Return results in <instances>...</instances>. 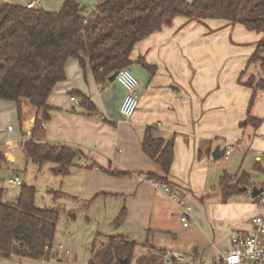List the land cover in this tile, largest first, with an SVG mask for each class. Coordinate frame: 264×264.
Here are the masks:
<instances>
[{"label": "crops", "instance_id": "1", "mask_svg": "<svg viewBox=\"0 0 264 264\" xmlns=\"http://www.w3.org/2000/svg\"><path fill=\"white\" fill-rule=\"evenodd\" d=\"M94 9L95 6L92 11ZM88 14H85L86 17ZM263 36V32L250 30L240 22L176 16L171 25L153 32L134 46L129 67L139 77L140 103L130 120H126L120 112L126 90L117 79L112 82L108 80L105 85L99 84L88 63L84 69L78 59L69 60L67 78L58 82L49 98L52 109L50 119L45 122L46 137L42 142L68 145L83 151L85 156L76 159L69 173L60 179L61 192L66 199L72 198L71 201L86 208L88 213L85 218L89 223H97L102 217V223L98 222V229L94 232L96 238L119 235L138 243L132 264H136V259L142 255L159 251L161 247L157 242L160 236L171 238L168 240L173 245H178L181 238L188 237L190 246L186 252L171 248L167 250L172 255L191 257L185 264H211L215 257L230 247L232 234L227 237L223 233L217 234L207 223L206 233L214 250L206 252L205 245L199 247L197 243L190 244L192 230L183 231L177 201H172L160 186L147 179L150 173L165 174L161 166L144 152L142 145L148 126L158 128L156 137L174 141V159L168 177L172 185L169 186L173 191L187 192L189 198V192L193 193V190L188 187L186 176L193 173V176L189 174L192 177L190 183H193L197 172L200 173L207 166L205 156H212L217 146L232 145L231 159L234 143L242 144L247 151L255 152L253 169L264 172V161L260 160V154L264 151V91H257L250 110L253 116L261 119L259 126L241 125L247 118L253 95V89L244 83L251 75L259 77L262 71L259 64L248 66V62ZM141 59L153 65L154 72L146 69ZM72 90L88 95L96 104L97 112L86 114L80 102L72 101V97L80 100V97L70 95ZM176 91L182 94L177 96ZM13 103L6 104L0 99V116L10 119L13 112L19 121L20 132L15 137L0 139V154H6L7 158L10 155V163L15 162L10 148L14 139L18 142L21 156L29 162L22 143L27 140L38 112L24 101V118L21 122ZM9 130L13 133L15 127L10 125ZM244 138L249 146L243 143ZM92 163L95 165L92 166ZM58 166L55 164L56 173L62 171ZM8 168L12 169L11 166ZM105 169L128 174L115 176ZM239 169L235 175L245 172L250 176L253 188H264V182L258 186L259 181L254 180L258 174ZM20 172L13 169L10 179L19 176L23 180ZM226 202L221 203L227 204L226 207L233 206ZM198 209L202 210L203 207L198 205ZM123 210L125 217L116 223ZM254 211L252 218L240 226L241 233L252 230V219L259 211L258 206ZM233 216L236 217V214ZM195 219L194 216L193 222L197 223ZM101 225L108 231H103ZM63 248L64 245L60 244L55 257L51 259L65 261L64 264L89 263L91 256L79 262L71 248H67L65 253L71 257H63ZM51 259H41L39 264H52ZM10 260L23 264L28 259L13 255L7 259L1 258L0 263Z\"/></svg>", "mask_w": 264, "mask_h": 264}, {"label": "trees", "instance_id": "2", "mask_svg": "<svg viewBox=\"0 0 264 264\" xmlns=\"http://www.w3.org/2000/svg\"><path fill=\"white\" fill-rule=\"evenodd\" d=\"M78 0H65L58 11L28 8L27 5L0 4V99L15 102L19 120L24 118V101L37 109L31 139L22 143L28 158L35 163L52 162L69 173L76 159L85 156L79 148L43 143L52 107L49 98L58 84L67 78L66 67L76 58L85 69L89 64L97 83L105 85L116 71L132 64L131 53L140 40L173 23L176 16L190 19H224L240 22L248 29L264 33V0H98L86 17ZM142 65L154 72V66L141 59ZM260 62L264 71V36L249 59L248 66ZM244 85L253 89L250 109L242 126H259L261 119L251 114L257 91H264V73L251 75ZM70 94L80 97L86 114L93 115L97 106L79 90ZM158 128H146L143 150L158 163L164 176L150 173L148 180L172 185L169 174L174 159V141L156 137ZM7 155L0 154V169ZM92 166L95 163L91 164ZM111 175L125 172L105 169ZM250 176L225 173L220 178L222 201L246 193ZM0 255H18L30 259L50 260L55 253V238L60 217L58 208L36 205L37 189L23 184L15 201L1 200ZM125 210L116 219L119 223ZM22 244V245H21ZM137 242L110 235L101 248L93 247L90 264H132ZM159 253H165L159 249ZM126 261L125 263H123ZM136 264H163L160 256L142 255Z\"/></svg>", "mask_w": 264, "mask_h": 264}, {"label": "rangeland", "instance_id": "3", "mask_svg": "<svg viewBox=\"0 0 264 264\" xmlns=\"http://www.w3.org/2000/svg\"><path fill=\"white\" fill-rule=\"evenodd\" d=\"M3 1L10 2L13 4L26 5L28 0H0V4ZM64 1L65 0H43L40 4H38L37 8L39 7L41 9L49 11H58L62 7ZM78 2L84 8L83 15L86 16L89 13V16L92 13V9L96 5L98 0H78ZM256 63L260 65V62ZM132 71L136 75L135 70L132 69ZM137 75L136 77L139 80V77ZM73 77L74 76H72L71 78L72 80ZM181 94V92L176 93L177 96H180ZM177 96H175V98ZM3 101L6 104L11 103L14 105V103L10 100ZM25 102L26 105H29L27 101ZM25 104H22L24 108ZM73 105L75 106V104ZM0 117H2V119L0 118V139H7L17 136L20 132V126L17 116H14V113L12 112L10 119H4L3 116ZM10 125H13L15 127V132L12 133L9 130ZM13 140L10 148H12V155H15V162L13 164L10 163L9 155L8 158L2 164L3 170L2 168L0 169V190L2 188L4 189L1 193V200L14 201V197L17 193H19L21 187L10 182L12 170H19L21 171L20 175L25 181V184L29 186H34L37 189L35 198L36 205L41 208L54 207L58 208L60 211V217L57 224V232L55 238V251H58L59 245L63 244V257L66 253L67 248H71L73 250V254L76 253L77 258H79L80 262L82 261V259L91 256V251L93 247L101 248L102 246L106 245L108 243V235L105 237L98 236V238H96V235H94V232L98 229V222L102 223V217L97 223L96 221H92L91 223H89L85 218V215L88 213L86 208L76 204L74 201H71L70 199L72 198L66 199L65 195L61 192L62 189L60 187V179H62V176L66 174L62 171H57L58 173H56L55 164L52 162H44L43 164H36L32 162V160L26 162L23 156H21L22 152L19 151L18 142ZM247 142L248 141L244 138L243 143L249 146ZM254 153L255 152L247 151V149L242 144L234 143L231 159L229 160L224 159V157L214 159L213 156H205V163H207V166H204L200 173L197 172L194 177V182L190 183L192 177H189V174L193 176V173H189L186 176V183H188V187L193 190V193L189 192L191 195L190 198L188 197L187 192L184 193L181 190L173 191V193H177L179 196V200H177L178 202H185L183 206L178 202L176 203L178 204L177 206L179 208V219L181 222V226L184 227H182V229H184L183 231L191 232L192 230L193 237L190 244L197 243L199 247H203L205 245L206 252L213 251L214 246L212 245V241L209 239L208 234L206 233V231L208 230L205 228L206 223L208 224V226L209 224L212 225L213 229L217 234L223 233V236L227 237L231 234L233 235L235 233H241L240 230L242 229L240 226L242 225V223H246L252 218L256 206H258V209L260 211L259 205L249 193V188L253 187L252 184L248 187L246 193L233 195V197L228 199V205L233 204V206L226 207L227 204H222L227 202L222 201V195L220 191L221 176L225 172H228L233 175L238 174L240 170L239 168H241L242 171L244 170L251 174H254V172L258 174L256 179H254L256 181H259L257 184L258 186L259 183L264 182V172H256L253 169ZM9 166H11V170L10 168H8ZM16 174L17 173H15V175ZM203 204L205 206H203ZM188 205L192 206L193 214L198 221L197 223L193 222L189 226L185 227L181 221V214L183 213V207H186ZM198 205L202 206L204 210L198 209ZM71 214L73 215L71 216ZM234 214H236V217L233 216ZM101 226L103 231H108L105 226ZM182 229L180 227V230ZM168 239L171 240V238ZM168 239L164 238L163 236H160L157 242L159 247H161V249L164 250L165 253L160 254L159 251H157L156 253H152L157 256L159 255L162 262L164 261L167 250H170V248L173 250H178L180 252H186L188 250V247L190 246L188 243V237L181 238L178 245L176 243H174L173 245L172 242ZM75 243L77 245H75ZM94 244L96 246H93ZM65 256L69 258L71 257V255ZM1 258L7 259L6 257L0 255V259ZM26 259H28L26 260L27 263L23 262V264H39L41 260L30 258ZM51 261L52 264L65 263V261H58L55 258L51 259ZM2 262L3 261H1L0 264H16L13 260H10V262L5 261V263ZM189 264H192V262H190Z\"/></svg>", "mask_w": 264, "mask_h": 264}, {"label": "built area", "instance_id": "4", "mask_svg": "<svg viewBox=\"0 0 264 264\" xmlns=\"http://www.w3.org/2000/svg\"><path fill=\"white\" fill-rule=\"evenodd\" d=\"M42 1L33 0L27 3V7L37 8L38 4ZM116 79L126 90L120 106V112L126 120H130L136 113L140 103L138 96L139 80L130 67L120 69ZM71 99L76 103L80 102L76 97H72ZM43 127H45V123H43ZM31 137V132H29L27 140L31 139ZM231 149L232 145L226 146L225 159L230 158ZM260 160L264 161V151L260 154ZM10 182L18 186L23 184V180L19 176H13ZM156 185L160 186L172 200H179L178 194L173 193V190L167 183H156ZM252 191L253 187H250L249 193L251 194ZM254 199L259 205L260 211L252 219V230L246 233L233 234L231 236L230 247L227 251L215 257L211 264H264V191ZM179 204L183 206L185 202H179ZM193 220L192 206L183 207V213L181 214L183 225L187 227ZM60 247L62 248L63 246L61 245ZM190 260L191 257L179 254L172 255L170 252H166L164 264H185Z\"/></svg>", "mask_w": 264, "mask_h": 264}, {"label": "water", "instance_id": "5", "mask_svg": "<svg viewBox=\"0 0 264 264\" xmlns=\"http://www.w3.org/2000/svg\"><path fill=\"white\" fill-rule=\"evenodd\" d=\"M117 74H118V71L114 72L109 78L108 80L109 81H115L116 80V77H117ZM226 152V147H221V146H217L215 148V150L213 151L212 153V156L214 157V159H218V158H221L224 156ZM58 169L62 170L63 167L62 166H58L57 167ZM264 191V188H259V187H254L253 188V191L251 193V196L253 198H256L258 195H260L262 192ZM22 245V244H21ZM53 257H55V253H53ZM126 261H124L123 263H125Z\"/></svg>", "mask_w": 264, "mask_h": 264}]
</instances>
